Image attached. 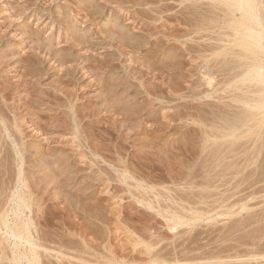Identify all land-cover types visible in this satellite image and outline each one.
Instances as JSON below:
<instances>
[{
  "label": "rangeland",
  "instance_id": "1",
  "mask_svg": "<svg viewBox=\"0 0 264 264\" xmlns=\"http://www.w3.org/2000/svg\"><path fill=\"white\" fill-rule=\"evenodd\" d=\"M126 1L116 2L119 5L122 3L123 9L119 12L114 11L118 5L110 0H0V82L4 81L9 89L6 94L9 102L16 99L15 104L22 107L16 120L29 145L24 156V160L27 158L24 161V177L28 176L33 184L40 181L42 176L47 179V174L55 175L61 170L56 165L58 162H70L74 169L72 171L70 167L73 178L67 188L72 193L67 194L56 183L50 184V195L44 197L46 200L49 197L54 199L48 202L56 203V215L50 213L52 222L47 224L50 227L42 224V228L52 231L56 240L61 238V242L65 241L66 247H76L73 248L74 251L72 247L69 248L71 264H150L153 256L169 264H264V259H260V254L264 256V145H259L264 143V134L263 142L257 144L263 150L260 152V159L257 158L259 160L252 156L256 153H253V149L257 145L248 149V152L252 151V155L250 152L248 155L257 160L251 165L247 162V168L252 166L254 172L246 168L244 174L237 171L233 174L231 168L230 174V171L226 173L224 165H219L218 171H212L210 165L206 164L210 162L204 161L206 151H201L202 137L199 130H196L200 126L194 124V127L193 122L188 121V114L193 113H190L191 110L198 112L193 106L199 104L198 97H192L190 91L198 89L197 86L203 81L198 74L199 69L196 66L192 68V62L188 58L191 55L183 56L188 54V50L184 48L188 44L197 47L198 42L210 41L206 36L208 32L204 33V37L195 34L186 36L187 30L195 29L193 23L196 15L192 14H196L193 10H197H191L189 15L185 13V9L199 7L200 11L212 14L209 10L210 1ZM79 3L82 7L87 4L80 15L77 13ZM160 7L162 12L159 11ZM129 11L136 12L131 13V16ZM215 11L222 13L218 9ZM36 13H40L42 18H36ZM94 14L101 24L98 28L92 25L93 19L88 17ZM188 18L189 23L181 25ZM116 36L121 39V45L125 46L121 48H126V51L129 47L132 50L136 45V57L116 53V47L109 43L115 42L113 37ZM102 38H106L108 43L103 42ZM174 47L176 48L172 50ZM180 47L183 48L178 50ZM184 51L186 54H183ZM36 52L38 59L36 56L37 60L32 61L35 65L31 63L29 69L32 67V73L39 74L40 77L36 75L32 78L31 74L22 76L26 70L23 67L18 69L17 66L27 63L26 53ZM140 56L142 58L137 59ZM50 57L53 60L49 62ZM59 57L66 58L65 61H73L71 63L69 60L60 67V63L55 62ZM184 57L188 59L185 61ZM112 59L117 64L112 68H94L97 73L93 69L89 73L80 70L83 65H93L100 61L107 63ZM67 66L71 69L68 67L70 70H67ZM217 78L219 81L221 77ZM25 80L31 81L33 89L27 87ZM112 82L116 83L115 87L112 86L117 89L114 91L116 95L111 93L113 90H109L110 84L114 85ZM188 87L193 88L190 90ZM222 93L220 91L215 95H223ZM108 94L112 96L108 97ZM203 97L199 98L201 101L198 100L205 102L207 98L208 101L213 99ZM29 98H32L31 102ZM213 100L218 99L215 97ZM115 107L120 108L119 111L113 110ZM183 111H186L185 115L182 114ZM8 112L7 115L11 118L12 114ZM146 115L148 123L144 126ZM73 116L84 117L79 129L82 134L77 137L71 133L74 128L68 123ZM125 116L130 120H125ZM185 116L187 120H184ZM82 143L88 146L83 147L85 145ZM4 145L6 146L0 147L3 150L8 148L10 154L4 157L0 153V173L6 174V178L0 174L4 179L0 178V182H7L6 186L14 181L16 163L14 154L11 155L14 153L12 145ZM119 146L121 149H118ZM237 157L221 164H226L227 167L234 163L238 168L245 167L247 160L242 164L243 158L239 159L240 154ZM231 159H234L232 163ZM238 162L242 166L239 167ZM125 163L132 175L123 181L120 177L122 172L119 173L117 169L123 170L121 165ZM111 164H116L118 168H113ZM221 168L225 174L220 171ZM216 171L221 175H217ZM213 177L215 179H211ZM241 179H246V182L243 181L246 183V186L242 184L243 188L237 184ZM193 183L199 187H192ZM235 183L241 187L238 188ZM80 194L87 196L86 199ZM79 197L83 198V203L77 200ZM67 202L73 210L69 218L58 208ZM232 211L234 213L231 214ZM195 214H198L197 218ZM192 217L195 218L194 221L190 220ZM180 220L190 224L181 225ZM75 253H81L78 257L85 261ZM52 261L54 264L59 263L55 257H52ZM67 261L66 258L64 262L70 264Z\"/></svg>",
  "mask_w": 264,
  "mask_h": 264
},
{
  "label": "bare ground",
  "instance_id": "2",
  "mask_svg": "<svg viewBox=\"0 0 264 264\" xmlns=\"http://www.w3.org/2000/svg\"><path fill=\"white\" fill-rule=\"evenodd\" d=\"M111 1L118 3L119 0H110V2ZM125 1L126 0H124V1L121 0V2H123V3ZM137 1H140V0H137ZM208 1H210L209 2V4H210L209 10H211V12H213L212 14L206 13L207 11L205 12L204 10L200 11L199 7H196L197 9L196 8L191 9V7H187L185 9L186 10L185 13H188V14L193 9L197 10V11L193 10V12H196V14H194L192 12L193 13L192 15H196V19L194 20V23H193V25L195 26V29L192 31L187 30L186 33L188 35H186V34L185 35L190 37L191 35L195 34V35H200V37H204L205 36L204 33L208 32L209 34L207 33L206 36H208L207 39L210 42L209 43L198 42L199 43L198 46L196 43L197 47H193V45H189V44L187 45L186 43H184L187 45L186 47H185V45L183 46V47H185L184 50H188L187 51L188 54H186V51H184L183 54H186V55H183V54L182 55L183 56H187L189 54L191 55V57L189 56L188 58H190L189 61L192 62V68L196 66V68L199 69V71L198 70L197 71L199 72L198 74L201 75V81H203L200 83L199 86H197L198 89H196L197 88L196 87L195 88L196 90L193 89L194 92L190 91L191 92L190 95L191 96L193 95L194 97H196V99H197V97H198V99L199 98L201 99V97L206 96V98L210 97L213 99H215V97H216V99H218V100L215 101V100L211 99L212 101L211 100L208 101L209 100L208 98L206 99L203 97L207 101L200 102L201 100L199 99L200 100L199 101L197 99L199 104L195 103L196 105H194L193 107L198 112H194L195 110H193V111L191 110L190 113L193 112V113H191V115L187 113L189 116L188 121H190V123L193 122V125L196 124V126L197 125L200 126V128L196 129V130H199L198 132L201 134L200 136L202 137L200 140V142L202 141L201 143H202V147H203L201 151L202 152L206 151L205 156L203 155L204 161L210 162V164L208 162L206 164L210 165V168L212 171L215 169L216 170L219 169V165H220V167H221V165H224V169L227 170L226 173L228 171H230L229 172L230 174L232 171H233V174L237 173V172L241 173L243 171L246 173V171L248 169L247 167L249 166V164L251 165L252 163H254L257 158L260 159V156H261L260 154H262L260 152L263 151V150L261 151L262 146H258L257 144L262 141L263 134H264V0H208ZM131 3H132V1H131ZM79 4H78V10H77L78 15H80V11H82L83 7L85 9L87 8L86 3H85V6L83 5V7H82V4H80V5ZM117 5L118 6H116L114 8V11L115 10L119 11V10L123 9L121 6L122 3H121V5H119V4H117ZM162 8H164V7H162ZM159 9L158 10L160 12L163 11V9H161V7ZM215 9L222 11V13H218L217 11H215ZM159 11H157L158 15H160ZM36 12H37V10H36ZM119 12H121V11H119ZM129 12L131 15V13H133L134 11L133 12L129 11ZM129 12H127V13H129ZM92 13H94V12H92ZM39 14L36 13V16H37L36 18L41 19L42 18L41 14H40V16H39ZM86 15H87V13H86ZM189 15H191V14H189ZM91 16L88 15V17H90L89 19H91V20L93 19L92 25H94L95 28H98L99 25H101V24H99V22L97 21V18L94 17L96 15L94 14ZM127 16H128V14H127ZM160 18H161V16H160ZM186 18H187V16H186ZM186 22H187V24L189 23V18L187 21L184 22V24L182 22L181 25H185ZM26 27H27V25H26ZM69 28L67 30H69ZM71 29H73V26ZM156 30H157V28H156ZM145 37H146V35H145ZM107 39H108V37H107ZM107 39L102 38V41L104 42ZM113 39L115 42L112 43V41L111 42L109 41V43L111 44L112 47H116V49H117L116 53L117 54L118 53H119V55L127 54V56L129 55L130 57L135 56L136 45L133 46L132 50H130V47H129V50L127 49L128 51H126V48H121V47H125V46L121 45V41H120L121 39H118L117 36L113 37ZM78 40H79V42H81L80 39H78ZM123 40H124V37H123ZM81 43H80V45H81ZM106 43H108V41H106ZM77 44H79V43H77ZM133 44H131V45H133ZM183 47H180V49H178V50H181V48H183ZM32 48H33V46H32ZM175 48L176 47H174L172 50H174ZM38 50H40V49H38ZM26 54H27V58H26L25 62H27L28 64L24 63V64H20L17 66V67H19L18 69L23 67L26 70V71H24V74L22 73V76L23 75L28 76L29 74H31L32 78L36 75H38L36 77H40L39 74L34 75L35 73L34 72L32 73V71H33L32 67H31V70L29 69L30 64L32 63L33 60H35L36 56L38 55L37 52L36 53H26ZM45 57L47 59V54H45ZM51 57L48 59L49 62L51 60H53V58H54V56H53V58H51ZM60 58L61 57H59L57 59L55 58L56 59L55 62H58V64L60 63V65H58L60 67L62 64L65 65V63L67 64V62H69V60H71V59H69L68 61H65L66 58L65 59H63V57L61 59ZM138 58H142V57L140 56V57H137V59ZM188 58H185V61ZM37 59H38V56H37ZM72 61H73V59L70 62L72 63ZM142 61H144V60H142ZM102 62L103 63H101V61H100L97 64H93V65L92 64L91 65H83L80 68V70L85 71V73H89L90 69H93V71H94L96 68L99 69L98 67H102V66H104L106 68H112V66L113 65L115 66V64H116V63H114L113 59L110 60L109 62L106 61L107 63H104V61H102ZM1 64H2V62L0 60V71H1V66H2ZM33 65H35V64H33ZM150 66H148L149 69H150ZM17 67H15V68H17ZM62 67H64V66H62ZM68 67L69 66H67V68ZM69 68L67 70L71 69V68L70 69ZM67 70H65V71H67ZM68 72H64V73L68 74ZM95 72H96V70H95ZM191 72H192V70H191ZM70 74H71V71H70ZM196 75H197V73H196ZM218 76L221 77L219 81H217ZM196 79H197V77H196ZM195 82L197 83V80ZM198 82H200V79ZM25 84H27V87L29 89H33V87L31 86L32 85L31 81L25 80ZM107 84H105V85H107ZM113 84L114 85L110 84L111 88H112V86L115 87L116 83H113ZM23 86H25V85H23ZM201 86H202V88H200ZM107 87H110V86H107ZM111 88L109 89L111 91L113 90V92H111V93L112 94L115 93V95H116V92H114V91H116L117 89H113V88L111 89ZM188 88L190 89L193 87H188ZM25 90H27V89H25ZM109 90H107V91H109ZM220 91L223 92L222 93L223 95L216 96V95H218V92H220ZM7 92L9 93V89L6 86L5 82L4 81H3V83L0 82V130L2 131V133H0L1 134L0 135V146L1 145L6 146V145H4L6 143H8V146H9V144H10V146L12 145L11 149L14 150L13 151L14 153H11V155L14 154L13 156H14V161L16 163V169H15L16 175H15V178L13 179L14 181L12 180L13 182H11V184H9L10 186L8 184H7L8 187H7V185L5 186V184L7 183L6 180H5V182H6L5 184H4V182H2L4 184V186L0 185V196L2 195L1 197H3V200L0 198L2 200V201L0 200V264H6V263H9V264H54L52 261V257L53 258L55 257L56 260H59L60 264H66L64 262V260H66V258H67V260L69 261V256H70L69 248L72 247L71 249L73 250V248L75 249L76 247L71 246V245L69 247H66L65 241L62 240V242H61L60 241L61 238H59V240L58 239L56 240L54 237L55 235L52 234V231L49 232V231L45 230V228L43 229L42 224L44 226L45 225L48 226L47 224L52 222L51 221L52 220V216H51L52 212L54 213L53 215H56V213H55L56 212V208H55L56 206H54L56 203L48 202L50 200L53 201L54 199H52V197L51 198L49 197V199L46 200V198L44 197L46 195H50L49 194L50 193L49 192L50 191L49 190L50 184L56 183L57 185H60L61 189L63 188V191L65 190L68 194V192H70L71 190L67 189V188H68V186L71 185V179L73 178V177H71V168L72 167L69 164L70 162L69 163H62V162L59 163L58 162V164H56V165L58 167L60 166L61 170L59 172H57L55 175H53V174L48 175L47 174V176H46L47 179L44 178L45 176H42V179L40 181H38L37 183H35L36 185L33 184L31 182V180H29L27 178L28 176L24 177V173H25V172L23 173L24 161L27 159L26 158L24 160V156L26 154L25 152L28 151L29 145H27V142L24 140L23 132L20 130L19 125H18V121L16 120L19 117L18 113L20 114L19 109L22 107L19 104L18 105L15 104L16 102H14V101L16 99L12 103H10L8 100L9 98H6ZM108 93H110V92H108ZM112 94H108V97H111ZM109 95H111V96H109ZM113 97H112V99H113ZM185 97H186V95H185ZM12 99H14V97ZM31 99L29 100L30 102L32 101ZM33 101H35V100H33ZM71 102L72 101H70V103ZM188 103H190V102H188ZM186 105H184V107ZM72 106H74V104ZM78 106H81V105H78ZM190 106L188 105V107H190ZM234 107H236V109L238 108L239 110L235 109L236 110L235 111L233 109ZM230 108H232V109H230ZM119 109L120 108L115 107V109H113V110L119 111ZM190 109H192V108H190ZM113 110H111V111H113ZM8 111L11 112V114H12L11 118H9V115H7ZM187 111H189V110H187ZM9 112H8V114H9ZM185 112L183 111L182 114H184ZM149 114H147V115H149ZM73 115L75 116V114H73ZM147 115L144 117V123H145L144 126H147L146 124L148 123V119L146 118ZM74 116H73V118L69 117L70 120H68V123L69 124L71 123L73 128H74V130L71 129L72 130L71 133H73V135L75 134V136L77 137L78 135L82 134V131L80 132L79 129L81 126L80 125L81 121L83 122L84 117L83 116H82L83 118L78 117V118H80V119H78ZM124 118H125V120H130L126 116ZM185 118H186V116H185ZM117 120H118V118H117ZM184 120H187V118ZM115 121H116V119H115ZM121 121H124V119ZM68 123H66V124H68ZM190 123H186V124H190ZM189 127L191 128L192 126H189ZM194 127H195V125H194ZM70 128H71V126H70ZM145 129H146V127H145ZM196 130L194 129L195 132H197ZM187 131H189V128ZM85 144H87V143H85ZM85 144H83V145H85ZM185 144H187V143H185ZM255 145H257V146H255ZM259 145H264V143L263 144L261 143ZM86 146H88V145H85L83 147H86ZM254 146H255V148L253 149V153H254V151H256V153H255L256 155L255 154L252 155V151H249V152L251 153L252 156H254L256 158L255 160H254V157H251L250 154L248 155V153H249L248 149L251 147H254ZM117 148H115V149H117ZM7 149L8 148L3 150V148L0 147V153L3 154L4 157H7V155L10 154L8 152L9 149L8 150ZM37 149L38 148H36V150ZM118 149H121V147L119 146ZM182 149H184V148H182ZM39 151H41V150H39ZM116 152H119V151L117 150ZM190 152H188V153H190ZM41 153L42 152H40L39 154H41ZM94 153L98 154L96 151H94ZM180 153H181V150H180ZM185 153H186V151H185ZM239 154H240L239 159L243 158L242 161H244L245 159L247 160L245 167L238 168L237 167L238 165L236 166L234 163H232L234 159L233 160L231 159L232 160L231 163L234 165L231 164V165H228L227 167H225L226 164H221V163H223V161L225 162V160H227V159H229V161H230V158L235 157V156L237 157ZM42 155H43V153H42ZM249 156H250V158H249ZM0 157H1V155H0ZM39 157H40V155H39ZM43 158H46V157H43ZM259 159H257V160H259ZM39 160H40V158L38 159V161ZM0 162H1V159H0ZM34 162H35V159H34ZM34 162H31V163H34ZM205 162H204V164H205ZM247 162H249V164ZM244 163H245V161L242 164H244ZM257 164H259V163H257ZM33 165L35 166L36 163ZM111 166L113 168H118V167H116V164H111ZM240 166H242V165H240V163H239V167ZM121 167L123 170L120 171L117 169V171H119V173L122 172V173H120L121 175L120 174L119 175L121 178H123V181H124V179H126L128 176L132 175V173H131L132 171L129 170L130 168L129 169L127 168L128 165L126 167V163H125V165L124 164L121 165ZM235 167H236V169L237 168L238 169L235 170ZM251 167L252 166H250L249 169H252ZM231 168H232V171H231ZM253 168H254V166H253ZM254 169L256 171H258L257 170L258 168H254ZM73 170L74 169L72 168V171ZM211 170H210V172H211ZM0 171H1V169H0ZM217 171H216V173H217ZM220 171H222V168ZM234 171H237V172H234ZM252 171L254 172L253 169H252ZM222 172H224V171H222ZM244 172L242 174H244ZM263 173L261 172L262 175H263ZM209 174H208V176H209ZM213 174H215V173H213ZM219 174L221 175V173H219ZM219 174L217 173V175H219ZM224 174H225V172H224ZM5 175L1 174L2 177L3 176L5 177ZM1 176H0V178L3 179ZM227 176H229V175H227ZM255 176L257 177V175H255ZM237 177H238V175H237ZM252 177L254 178V175ZM258 177H260V176H258ZM217 178H216V180H218ZM211 179H215V178L213 177ZM242 179H244V178H242ZM242 179H241L240 183L238 180L237 184H240L243 188V185L246 186V183L244 184V182H243V181L246 182V179L245 180H242ZM190 180H192V179H190ZM235 180H236V178H235ZM7 181H10V179L9 180L7 179ZM205 181H207L206 183H208V180H205ZM261 181H262V179H261ZM196 182H198V181H196ZM2 183L0 182V184H2ZM195 184L196 183H193L192 187L193 186L195 188H197L196 186L199 187V185L195 186ZM209 184H207V185H209ZM237 184H236V186L239 188L240 185H237ZM54 186H56V185H54ZM204 186H205V184H204ZM232 186H234V185H232ZM5 187H6V189H5ZM205 187H208V186H205ZM208 189H209V187H208ZM208 191H210V190H208ZM70 193H72V192H70ZM190 193H188V195ZM43 197L45 198V200H43L44 199ZM77 197H78V195H77ZM82 197L83 198L85 197V199H86L87 196L83 195ZM81 198L79 197L77 200L78 201L80 200L81 203H83L84 200H81ZM42 200H43V202H41ZM77 200H76V204L78 202ZM141 201H143V200H141ZM71 204H73V203H71ZM148 204H149V206H148ZM148 204H147V206L150 207L151 206L150 201H148ZM84 205L87 206L86 203ZM69 206L70 205L67 202L63 207H58V208L62 209V212L64 215L67 214L68 218H69L70 214L73 212L72 208H70ZM170 212H171V210H170ZM50 213H51V215H50ZM172 213H174V212H172ZM232 213H234V212L232 211L231 214ZM63 214H62V216H64ZM60 215H61V213H60ZM178 215H179V213H178ZM197 215L195 216L196 218H197ZM183 216H184V214H183ZM191 216H193V215H191ZM178 218H179V216H178ZM179 219H177V220H179ZM193 219L195 220V218H193V217L190 220H193ZM181 221L182 220L179 221L181 223V225H182V223H184V224L189 223V222H183V221L181 222ZM48 227H50V226H48ZM68 231H66V232H68ZM69 234H71V233H69ZM57 235H59V234H57ZM58 241H60L59 244H57ZM52 243H55V244L52 245ZM68 243H70V241H68ZM63 248H67V249H63ZM80 254L81 253H79V254L77 253L76 256L78 257V255H80ZM255 255L258 256L257 254H255ZM260 256H261V258H260ZM260 256L258 258H260L261 260L264 259V256H262L261 254H260ZM71 257H72V255H71ZM77 257H74V258L77 259ZM84 257H85V255H84ZM78 258L81 259L80 257H78ZM160 259H159V257L153 256L150 259L149 263L150 264H169V263L165 262L164 260H162V259L160 260ZM254 259H256V258H254ZM81 260L85 261V259H81ZM251 260H252V258H251ZM72 261H74V260H72ZM69 262L71 264V259ZM86 262H87V260H86ZM263 262H264V260H263ZM96 263H98L97 260H96ZM145 264H148V263H145Z\"/></svg>",
  "mask_w": 264,
  "mask_h": 264
}]
</instances>
